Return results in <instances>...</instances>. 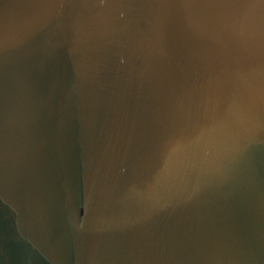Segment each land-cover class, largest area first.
Here are the masks:
<instances>
[{"label": "water", "instance_id": "95a60500", "mask_svg": "<svg viewBox=\"0 0 264 264\" xmlns=\"http://www.w3.org/2000/svg\"><path fill=\"white\" fill-rule=\"evenodd\" d=\"M0 264H264V0H0Z\"/></svg>", "mask_w": 264, "mask_h": 264}]
</instances>
